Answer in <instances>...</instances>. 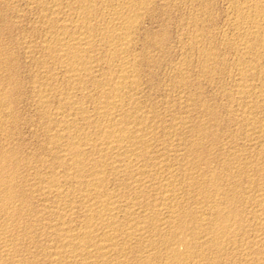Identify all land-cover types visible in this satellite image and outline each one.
<instances>
[{"label":"rangeland","instance_id":"374dc122","mask_svg":"<svg viewBox=\"0 0 264 264\" xmlns=\"http://www.w3.org/2000/svg\"><path fill=\"white\" fill-rule=\"evenodd\" d=\"M57 1L55 0L54 3L53 0H0V170H4L0 174L4 178L0 177L3 180H0V195H2L0 197V264H54L60 257L61 262H57L58 264L82 263L79 261L78 254L68 260H66L68 257L66 254L62 255L60 251L62 238L58 231L64 224L66 227L79 225L77 227L79 228L81 225L83 226L85 214L89 211L90 206L95 205L93 208H103V211L106 212L99 216L101 218L99 220L102 221V215L106 220L111 215L110 219H115L114 227L117 228V232L119 234L123 232L119 237L124 236L123 238L126 239L122 241L123 238L118 237L117 241L119 242L115 246L120 247H111L112 249L110 248L111 250L105 257L100 256L99 253H95L96 257H94L93 254L90 256L93 260L91 261L89 257L87 264H162V262L163 264L165 262V264H264V40H261L259 35L256 36L257 34L248 32L243 17L238 13L237 5L246 0H122L123 2L121 0H95V2L87 0L92 9L91 7L85 9V5H87L85 0H80V2L79 0ZM119 1L120 3H118ZM130 1L134 2L135 7L137 5L136 9L133 4H130L133 3ZM60 3L61 5H59ZM104 4H108V7ZM71 6L74 9H71ZM112 7L121 9V11L127 9L125 12L138 9L141 14L134 23L136 26L133 25L134 28H130V33H132L130 38L132 39L129 38L128 45H126L129 50L124 53H119L121 51L115 49V52H118L112 54L113 51L109 49L110 45L104 42L110 36L102 29L108 23H106L108 19L106 12ZM140 7H143L142 10ZM81 10L85 17L80 12ZM50 11L54 12L53 16ZM247 12L251 13L250 10ZM247 12L246 14H248ZM47 14H50V20L52 18L57 21L53 20V24L52 20V22L49 18L47 20ZM89 17L90 19H88ZM64 20H68V24ZM60 22L65 27L61 24L57 25ZM72 23L78 26L75 27ZM85 23L93 30H97H94L95 33L98 32L95 37L101 36L99 39L94 38L93 46L87 47L86 54H90L92 57L94 55V58L92 59L89 55L92 59V62L88 63L90 66L86 64L82 67L81 70L86 67V69L88 68L87 73L91 72L87 74L84 69L83 73L89 76L81 83L75 79V71L67 68L66 57L57 58L56 55L54 57L56 51L52 49H57L59 46L58 42H54L58 41V36L66 35L69 31L73 33L76 29L83 28ZM50 33L56 35L58 33V35ZM112 36L114 37L115 34ZM245 37L249 45L243 46L239 42V38ZM102 38L103 40H101ZM97 42L99 43L97 44ZM45 44H48L46 48ZM46 51L48 53L50 51V53L48 54ZM89 51L90 53H88ZM119 54L123 57H119ZM44 57H49V59H44ZM96 59L99 60L96 61ZM122 59L131 61L132 66L136 65L133 66V69L136 70H134L135 76H133V82L132 80L128 81L127 86L124 85L125 88L123 87L121 91V93H125V95L121 94L120 100L123 110L120 109L121 107L110 108L107 113L112 112L117 119H120L116 122L120 125L115 124L116 129L124 126L133 136L138 135L139 132L146 133L147 136L145 134L146 137H143L146 138V141L143 140L147 144L144 143L145 146L142 144V150L140 149L141 152L138 153L140 156L138 154L129 156L126 148L123 147L119 148L121 151L117 149L112 152V154L115 153L114 156H111L112 163L108 164V167L105 166L109 169L104 167L102 171L106 172H103V175L102 172L100 173L103 179L105 176L101 186L105 190L101 187L100 189L106 196L102 195L105 198L99 196V198L101 197L99 199L95 193L89 192L91 191V182L88 183V181L90 179L92 181L94 175L91 178L90 173L92 172L88 169L90 168L88 158L85 156L84 160L82 159L80 162L83 164L79 163L76 167L70 155L63 150L59 140L62 142L70 137H79L82 133V135L91 136L90 142L83 141V146L80 144L81 148H85L88 152L91 151L89 152L92 153L90 157H96L95 159L100 157L104 150H102L101 140L94 139L95 136H98L96 130L100 127H97L95 117H99L102 112V114L106 113V110H102L99 105L100 102L103 103L102 100L105 97L101 98L100 92L103 86L96 79L98 77L99 80L103 79L111 69L110 64L114 68ZM42 63L47 67L42 66ZM247 64L248 66H246ZM90 68L91 70H89ZM93 70L94 74H92ZM103 72L104 74H102ZM68 73L70 77H68ZM89 80L90 82H88ZM74 81L76 82L74 83ZM96 81L97 84H95ZM131 83H135L136 86ZM73 85H77L79 88L73 87ZM38 90L41 92L39 93ZM53 90L57 92L55 93ZM60 93H67L68 96ZM65 97H69V100L72 101ZM68 101L73 103L72 108ZM78 104H82V106ZM96 104L99 109L95 106ZM96 108L100 111H96ZM75 109H78L77 113ZM120 112L121 114H119ZM84 116L85 118H82ZM71 119L77 120V122H73ZM145 124L147 127L144 126ZM132 129L137 133H133ZM94 131L96 134H93ZM87 143L90 145L88 146ZM94 146L95 148L97 146L98 150L93 148ZM85 149L83 150L87 152ZM144 149H147L146 152ZM142 156L146 157L142 159ZM131 162L134 163H132L134 169ZM66 168L72 169L73 173L70 174L71 170L68 171ZM86 169L90 173L86 172L88 171ZM5 172L8 174L3 175ZM140 174H144V177ZM136 176L141 179L137 180ZM54 178L56 182H61L55 183ZM11 188L14 190L9 191ZM58 191L59 193H57ZM87 192H89L87 195L91 197L88 198ZM12 194L13 197H11ZM86 196L87 198H85ZM98 199L102 203L104 200L103 207V204L99 205L101 202ZM105 199H110L111 202L114 199L116 204L114 203V205L113 202L107 204ZM111 208L114 212L110 210L112 213H107ZM69 209L72 211L71 214ZM85 209L88 211L86 210V212ZM65 212L67 213L65 214ZM63 214L67 218H64ZM218 216H220L218 219L221 216L222 218L217 220ZM172 218H175L174 223ZM215 219L216 221H214ZM221 220L223 223L218 225L217 223H220ZM59 223L64 224L60 225ZM130 223L133 231L130 228L127 230L126 226H131ZM133 223H136L134 224L136 228ZM169 223L171 224L169 225ZM58 224L59 227H57ZM98 224L99 227L103 226L100 221ZM171 227L173 230L170 229ZM175 228L177 232L174 231ZM129 234L132 236L130 237ZM180 238L183 242L180 241ZM98 239L97 237L96 241ZM124 242H126L125 245ZM121 246H126L125 251L120 250ZM142 247L143 249H141ZM78 249L81 247L77 248L75 253L80 252ZM50 251L52 252L50 253ZM55 252H58L59 257ZM178 254L180 255L178 256ZM97 255L99 256L97 257ZM196 257L197 259L194 260Z\"/></svg>","mask_w":264,"mask_h":264},{"label":"bare ground","instance_id":"6f19581e","mask_svg":"<svg viewBox=\"0 0 264 264\" xmlns=\"http://www.w3.org/2000/svg\"><path fill=\"white\" fill-rule=\"evenodd\" d=\"M54 1V3H55V0H53ZM57 1V0H56ZM59 1V0H58ZM57 1V2H58ZM86 2H87V0H85ZM90 1V0H89ZM108 1V0H107ZM118 1V0H117ZM122 1V0H121ZM126 1V0H125ZM124 1V2H125ZM134 1V0H133ZM133 1H130V2H133ZM136 1V0H135ZM138 1V0H137ZM147 1H149V0H147ZM78 2V1H77ZM79 2H80V0H79ZM79 2H78V5H79ZM92 2V1H91ZM94 2H95V0H94ZM93 2V3H94ZM123 2V1H122ZM121 2V3H122ZM129 2V3H130ZM241 2V1H240ZM72 3V2H71ZM99 3H100V1H99ZM118 3H120V1L118 2ZM142 3V2H141ZM242 3V2H241ZM58 4V3H57ZM75 4V3H74ZM86 4V3H85ZM84 4V5H85ZM88 4H90L89 2H87V5ZM97 4V3H96ZM101 4V3H100ZM103 4V3H102ZM125 4V3H124ZM130 4H133V7L136 9L137 8V5H136V7L134 6V2L133 3H130ZM138 4V3H137ZM142 4H145V3H142ZM53 5V4H52ZM59 5H61V3L59 4ZM82 5V4H81ZM87 5H85L86 6V8L85 9H87V7H89V5L87 6ZM105 5V4H104ZM113 5H116V4H113ZM126 5V4H125ZM124 5V6H125ZM139 5V4H138ZM50 6V5H49ZM70 6V5H69ZM83 6V5H82ZM97 6H98V4H97ZM100 6V5H99ZM105 6H107L108 7V4L107 5H105ZM112 6V5H111ZM118 6V5H117ZM130 6V5H129ZM140 6V5H139ZM139 6H138V8H139ZM142 6V5H141ZM55 7V6H54ZM74 7H76V6H74ZM79 7V6H78ZM91 7V6H90ZM89 7V8H90ZM101 7V6H100ZM103 7V6H102ZM132 7V8H133ZM237 7H238V13H240L241 14V16L243 17V19H244V21H245V23H246V25H247V30H248V32L249 33H254V35L255 34H257L256 36H260V39L261 40H264V0H246V1H244L242 4H240V5H237ZM60 8H61V6H60ZM88 8V9H89ZM95 8V7H94ZM120 8V7H119ZM124 8V7H123ZM126 8H127V6H126ZM131 8V9H132ZM141 8V7H140ZM143 8V7H142ZM142 8L140 9V10H142ZM147 8V7H146ZM50 9V8H49ZM53 9V8H52ZM51 9V10H52ZM59 9V8H58ZM57 9V10H58ZM71 9H74L73 8V6H71ZM75 9H78V8H75ZM82 9V8H81ZM91 9H92V7H91ZM97 9H98V7H97ZM97 9H96V11H97ZM103 9H104V7H103ZM129 9V8H128ZM61 10V9H60ZM60 10H59V12H60ZM101 10H102V8H101ZM100 10V11H101ZM124 10V9H123ZM123 10L121 11V9L120 10H118V9H115V8H111V9H109V10H107V16H108V19H107V21H106V26L102 29V30H104V31H106V33H109V38L106 40V41H104V42H107L109 45H110V50L111 51H113L112 52V54L115 52V49H117V50H120L121 52H119V53H124V52H126V51H128L127 50V47L128 46H126V45H128V40H129V38H130V34L132 35V33H130L131 31H130V28L131 27H133V25H135L134 23L136 22V20L138 19V17H139V10L137 9V10H134V11H127V12H125V10H127V9H125L124 10V12H123ZM250 10V12L251 13H248L247 11H249ZM62 11V10H61ZM72 11H74V10H72ZM71 11V12H72ZM77 11H79V10H77ZM90 11V10H89ZM93 11L95 12V9H93ZM99 11V10H98ZM105 11V10H104ZM103 11V12H104ZM52 11H50V13H51ZM57 12V11H56ZM55 12V13H56ZM70 12V11H69ZM80 12H82L83 13V10H81ZM79 12V13H80ZM85 12H88L87 10H85ZM92 12V11H91ZM246 12L248 13V14H246ZM53 14H51L52 16L54 15V12H52ZM67 13V12H66ZM88 13H90V12H88ZM93 13V12H92ZM98 13V12H97ZM97 13H95V14H97ZM99 13H101V12H99ZM46 14V13H45ZM59 14H61V13H59ZM72 14H73V12H72ZM103 14V13H102ZM48 15V14H47ZM50 15V14H49ZM49 15H48V17H46L47 18V20H48V18H49ZM58 15V14H57ZM84 17H85V14L83 13L82 14ZM86 15H88V14H86ZM94 15V14H93ZM100 15V14H99ZM104 15H105V12H104ZM105 15V17H107ZM141 15V14H140ZM239 15V14H238ZM59 16V15H58ZM64 16V15H63ZM73 15H71V18H73L72 17ZM83 16H82V18H83ZM90 16V15H89ZM103 16V15H102ZM51 17V16H50ZM78 17H80V16H78ZM91 17V16H90ZM90 17L88 18V19H90ZM96 17V16H95ZM98 17V16H97ZM141 17V16H140ZM64 18H68V17H64ZM71 18H69V20L71 19ZM77 18V17H76ZM81 18V17H80ZM79 18V19H80ZM87 18V17H86ZM92 18H93V16H92ZM92 18H91V20H92ZM103 18H104V16H103ZM239 18V17H238ZM58 19H59V17H58ZM101 19V18H100ZM49 20H50V18H49ZM51 20H52V18H51ZM50 20V21H51ZM54 20V19H53ZM52 20V21H53ZM62 20H63V18H62ZM72 20V19H71ZM85 20V19H84ZM95 20V19H94ZM240 20V19H239ZM51 21V22H52ZM55 22L57 21V20H54ZM54 21H53V24H54ZM66 20H64V22H65ZM68 21V20H67ZM66 21V22H67ZM76 21V20H75ZM237 21V20H236ZM243 21V22H244ZM51 22H49V23H51ZM77 22V21H76ZM239 22V21H238ZM43 23V22H42ZM70 23V22H69ZM84 23V22H83ZM86 23H89V22H86ZM86 23L85 24H83V25H85V26H83V28H79V29H76V31H74L73 33H71L70 31V33L68 34H66V35H62V36H58V38L56 37L57 35H58V33H57V35L56 34H54V33H50V34H54V35H56L55 37L58 39V41H54V42H58L59 43V46L57 47V49L55 48V49H52V50H55L54 52V57H55V55L57 56V58L58 57H60V56H65L66 57V60H65V63H67V68L68 69H70L71 68V70H74L75 71V79L76 80H78V82H83L84 81V79L87 77V79H88V76H87V74L89 73V72H91V71H88V73H87V70H88V68L86 69V67L85 68H83V70H81L82 69V67H84V65L86 66V64L88 65V63H91L92 62V59L94 58V55H93V57L91 56V58H90V56L88 55V54H86V50H87V47L89 46V48H90V46H93V44H94V38L96 39V37H95V34H97L98 35V32H96L95 33V31H97V30H93V28H91V26H89V25H86ZM61 24V22L59 23V24H57V25H60ZM67 24H68V22H67ZM73 24V23H72ZM74 24H75V22H74ZM73 24V25H74ZM79 24H80V22H79ZM92 24V23H91ZM95 24V23H94ZM93 24V25H94ZM103 24V23H102ZM101 24V25H102ZM56 25V26H57ZM61 25H63V24H61ZM93 25H92V27H93ZM101 25H100V27H101ZM241 25V24H240ZM242 25H244V24H242ZM52 26V25H51ZM64 27H65V25H63ZM68 26V25H67ZM67 26H66V28H67ZM75 27L76 26H78V25H74ZM79 26H81V25H79ZM95 26H97L98 27V25H95ZM136 26V25H135ZM60 27V26H59ZM63 27V28H64ZM96 27V28H97ZM100 27H99V32H100ZM56 28V27H55ZM58 28V27H57ZM60 28H62V27H60ZM68 28H70V27H68ZM102 28V27H101ZM134 28V27H133ZM241 28V27H240ZM53 29H54V27H53ZM244 29V28H243ZM242 29V30H243ZM59 30V29H58ZM61 30V29H60ZM59 30V31H60ZM64 30V29H63ZM69 30V29H68ZM70 30H71V28H70ZM55 31V30H54ZM62 31V30H61ZM66 31H67V29H66ZM238 31V30H237ZM240 31V30H239ZM51 32V31H50ZM52 32H53V30H52ZM241 32V31H240ZM238 33V32H237ZM246 33V32H245ZM61 34H63V33H61ZM103 34V33H102ZM112 34L114 35L115 34V36L113 37L112 36ZM243 34V33H242ZM241 34V35H242ZM108 35V34H107ZM100 36L101 35H99V38H100ZM111 36H112V38H111ZM50 38H54V37H51V36H49ZM239 37V36H238ZM243 37V36H242ZM251 37V36H250ZM98 38V37H97ZM98 38V39H99ZM237 38V37H236ZM55 39V38H54ZM132 38H130V40H131ZM233 39H235V38H233ZM248 39V38H247ZM46 40V39H45ZM56 40V39H55ZM101 40H103V38L101 39ZM231 40V39H230ZM235 40H237V39H235ZM249 40V39H248ZM50 41V40H49ZM238 41V40H237ZM259 41V40H258ZM51 42V41H50ZM239 42H241L242 44H243V46L244 45H249V43H247V40H246V37L245 38H239ZM47 43V42H46ZM96 43V42H95ZM99 42H97V44H98ZM101 43H103V42H101ZM131 43V42H130ZM235 43V42H234ZM261 43V42H260ZM49 44V43H48ZM48 44H45V48H46V46L48 45ZM56 44V43H55ZM42 45H43V43H42ZM96 45V44H95ZM101 45V44H100ZM103 45H104V43H103ZM107 45V44H106ZM236 45V44H235ZM53 46H55V45H53ZM57 46V45H56ZM102 46V45H101ZM105 46V45H104ZM239 46V45H238ZM50 47V46H49ZM49 47H47V48H49ZM98 47V46H97ZM96 47V48H97ZM107 47H109V46H107ZM54 48V47H53ZM95 48V47H94ZM99 48V47H98ZM101 48V47H100ZM105 48V47H104ZM49 49H51V48H49ZM108 49V48H107ZM108 49V50H109ZM95 50V49H94ZM106 50V49H105ZM104 50V51H105ZM243 50H244V48H243ZM92 51H93V49H92ZM91 51V54H93V52ZM47 52V51H46ZM108 52V51H107ZM107 52L105 53V54H107ZM116 52H118V51H116ZM115 52V53H116ZM48 53V52H47ZM49 53H50V51H49ZM48 53V54H49ZM53 53V52H52ZM88 53H90V51L88 52ZM132 53V52H131ZM111 54V55H112ZM118 54V53H117ZM42 55H44L43 53H42ZM120 56L119 57H123V56H121V54H119ZM129 55H131L130 53H129ZM106 56V55H105ZM114 56V55H113ZM128 56V55H127ZM126 56V57H127ZM52 57V56H51ZM104 57V56H103ZM110 58H111V56H109ZM115 57H117V56H115ZM114 57V58H115ZM125 57V58H126ZM131 57V56H130ZM46 57H44V59H45ZM96 58V57H95ZM99 58H101V57H99ZM106 58V57H105ZM128 59H129V57H127ZM132 58V57H131ZM46 59H49V57L48 58H46ZM117 59H118V57H117ZM41 60H42V58H41ZM99 59H96V61H98ZM111 60H112V58H111ZM120 60V59H119ZM130 60V59H129ZM129 60H127V59H122L121 61H119V62H116V63H119V64H117V65H115V67L114 68H112V66H111V64H110V67H111V69L109 70V69H107V70H109L105 75H104V78L103 79H101V80H99L98 78L96 79L98 82H99V84H101L103 87H102V91L100 92V94H102V96H101V98H104V100H102L103 101V103L102 102H100V101H98V102H100L101 104H99L100 105V108H102V110H106V113L107 112H109L108 111V109H116L117 107H121L120 109H122L123 110V108H122V106H120V100H121V94H124L125 95V93L123 92V93H121V91H122V89H123V87L125 88V86L124 85H126L127 86V82L128 81H131L132 80V82H133V76H135L134 75V70L135 69H133V66L130 64V62L131 61H129ZM131 60H133V58L131 59ZM45 60H43V62H44ZM118 61V60H117ZM46 62V61H45ZM55 62V61H54ZM62 62V61H61ZM60 62V63H61ZM63 62H64V60H63ZM63 62H62V64H63ZM48 63V62H47ZM46 63V64H47ZM57 63V62H56ZM59 63V64H60ZM95 64H96V62H94ZM112 63V62H111ZM44 63H42V66H45V65H43ZM49 64V63H48ZM106 64H107V62H106ZM109 64V63H108ZM114 64H115V62H114ZM133 64V63H132ZM136 64V63H135ZM92 65V64H91ZM97 65V64H96ZM98 65H99V62H98ZM242 65H243V63H242ZM64 66V65H63ZM88 66H90V65H88ZM87 66V67H88ZM93 66V65H92ZM103 66V65H102ZM136 66V65H135ZM134 66V67H135ZM246 66H248V64L246 65ZM40 67V66H39ZM45 67H47V65L45 66ZM98 67V66H97ZM97 67H94V68H97ZM107 67V66H106ZM50 68V67H49ZM53 68V67H52ZM60 68V67H59ZM62 68V67H61ZM93 68V69H94ZM101 68V67H100ZM248 68V67H247ZM45 69V68H44ZM64 69V68H63ZM86 70V73H83V71H85ZM46 70H47V68H46ZM49 70V69H48ZM50 70H51V68H50ZM66 70V69H65ZM89 70H91V68L89 69ZM95 70V69H94ZM92 71L93 73L92 74H94V72L95 71ZM52 71V70H51ZM136 71V70H135ZM46 72V71H45ZM48 72V71H47ZM50 72V71H49ZM67 72H68V70H67ZM66 71H65V73H67ZM104 72L102 73V74H104ZM242 72V71H241ZM72 73V72H71ZM70 73V75H72V74H74V73H72L71 74ZM97 73V72H96ZM95 73V74H96ZM90 74V73H89ZM241 74V73H240ZM64 74L62 73V76H63ZM51 76H52V74H51ZM59 76V75H58ZM61 76V77H62ZM66 76V75H65ZM91 76V75H90ZM94 76H96V75H94ZM103 76V75H102ZM60 77V78H61ZM68 77H70L69 76V73H68ZM68 77L66 76V78L68 79ZM71 77H73V76H71ZM93 77V76H92ZM97 77V76H96ZM90 78V77H89ZM95 78V77H94ZM102 78V77H101ZM136 78L138 79V77L136 76ZM61 79H63V78H61ZM65 79V78H64ZM74 78H72V80H73ZM74 79V80H75ZM87 79H85V80H87ZM136 79V80H137ZM66 80V79H65ZM70 80V79H69ZM93 80V79H92ZM95 80V79H94ZM93 80V81H94ZM92 81V82H93ZM95 82V84H97L98 82ZM51 82V81H50ZM70 82H71V80H70ZM76 81H74V83H75ZM86 82V81H85ZM88 82H90V80L88 81ZM91 82V83H92ZM135 82V81H134ZM137 82V81H136ZM51 83H53V82H51ZM69 83V82H68ZM73 83V82H72ZM73 83V84H74ZM40 84V83H39ZM43 84V83H42ZM42 84H40V85H42ZM88 84V83H87ZM93 84V83H92ZM128 84H130V83H128ZM135 84V83H134ZM134 84H132L131 83V85H133L134 86ZM44 85V84H43ZM55 85V84H54ZM69 85V84H68ZM72 85V84H71ZM82 85V84H81ZM248 85V84H247ZM52 87H53V85H51ZM75 85H73V87H74ZM99 86V85H98ZM135 86H136V84H135ZM41 87V86H40ZM45 87H47L48 88V86H45ZM44 87V88H45ZM72 87V86H71ZM75 87H77V85L75 86ZM84 87H85V85H84ZM83 87V88H84ZM108 88V89H106V88ZM132 87V86H131ZM39 88V87H38ZM42 88H43V86H42ZM51 88V87H50ZM58 88V87H57ZM77 88H79V87H77ZM81 88V87H80ZM93 88V87H92ZM101 88V87H100ZM246 88V87H245ZM39 89H41V88H39ZM53 89V88H52ZM55 89V88H54ZM71 89H73V88H71ZM70 89V90H71ZM99 89V88H98ZM97 89V90H98ZM243 89V88H242ZM44 90V89H43ZM68 90V89H67ZM81 91H82V89H80ZM101 90V89H100ZM126 90V89H125ZM128 90V89H127ZM244 90V89H243ZM39 91V90H38ZM54 91V90H53ZM59 91V90H58ZM65 91V90H64ZM41 91H39V93H40ZM43 92V91H42ZM48 92V91H47ZM52 92V91H51ZM55 92V91H54ZM54 92H53V94H54ZM57 92V91H56ZM55 92V93H56ZM68 92H70V91H68ZM83 92V91H82ZM98 92V91H97ZM261 92V91H260ZM45 93H46V91H45ZM63 93V92H62ZM65 93V92H64ZM72 93V92H71ZM96 93V92H95ZM130 93H131V91H130ZM243 93V92H242ZM43 94V93H42ZM47 94V93H46ZM45 94V95H46ZM51 94V93H50ZM58 94H59V92H58ZM61 94V93H60ZM99 94V95H100ZM133 94V93H132ZM262 94V93H261ZM44 95V94H43ZM61 95H67V93L66 94H61ZM92 95V94H91ZM98 95V94H97ZM50 96V95H49ZM48 96V97H49ZM52 96V95H51ZM64 96H63V99H64ZM68 96V95H67ZM3 97V96H2ZM43 97V96H42ZM47 97V96H46ZM60 97V96H59ZM96 97V96H95ZM100 97V96H99ZM98 97V98H99ZM124 97V96H123ZM130 97V96H129ZM44 98V97H43ZM42 98V99H43ZM66 98V97H65ZM100 98V99H101ZM4 99V98H3ZM46 100L48 99V98H45ZM58 99V98H57ZM60 99V98H59ZM62 99V98H61ZM66 99H68L69 100V97L68 98H66ZM66 99H65V101H66ZM77 100V99H76ZM45 101V100H44ZM50 101V100H49ZM69 101H72V100H69ZM68 101V103H71V102H69ZM80 101V100H79ZM79 101H77V103H80ZM123 101V100H122ZM132 101V100H131ZM41 102V101H40ZM62 102H63V100H62ZM62 102H60V103H62ZM67 102V101H66ZM96 102H97V100H96ZM76 103V104H77ZM46 104H48V103H46ZM50 104V103H49ZM48 104V105H49ZM66 105H67V103H65ZM73 103H71V105H72ZM75 104V103H74ZM124 104V103H123ZM48 105H46V106H48ZM61 104H59V106H60ZM63 106H64V103L62 104ZM61 105V106H62ZM78 105H80V104H78ZM43 106H45V105H43ZM77 106V105H76ZM80 106H82V104L80 105ZM95 106H97V108L99 107L97 104L95 105ZM133 106V105H132ZM66 107V106H65ZM73 107V105L71 106V108ZM125 107H127V106H125ZM50 108V107H49ZM54 108V107H53ZM76 108V107H75ZM77 108H78V106H77ZM81 108H83V107H81ZM96 108V109H97ZM51 109V108H50ZM68 109V108H67ZM80 109V108H79ZM85 109V108H84ZM83 109V110H84ZM95 109V110H96ZM99 109V108H98ZM96 110V111H100V110ZM119 109V108H118ZM78 110V109H77ZM77 110L75 109V111H76V113H77ZM102 110H101V112H102ZM136 110H137V108H136ZM58 111H62V110H58ZM65 111V110H64ZM71 111V110H70ZM74 111V112H75ZM80 111V110H79ZM87 111V110H86ZM113 111V110H112ZM116 111V110H115ZM115 111H113V112H115ZM118 111V110H117ZM45 112V111H44ZM56 112V111H55ZM84 112V111H83ZM94 112V111H93ZM126 112V111H125ZM130 112V111H129ZM134 112V111H133ZM60 113V112H59ZM63 113V112H62ZM71 113V112H70ZM75 113V114H76ZM87 113V112H86ZM103 113V112H102ZM101 113V115L99 116V117H95V123L97 124V127L98 126H100L96 131H97V134H98V136H95V138L94 139H96L97 138V140H101V144L103 145V148H102V150H104L103 151V153H101L100 154V157L98 158V159H95L94 157H90V154L92 155V153H89V152H91V151H87L85 148H83V149H85L87 152H88V154H87V152H85L82 148H81V145L84 143L83 141H85V142H90L91 141V136L90 137H88V136H86V135H78L79 137H75V138H71L70 137V135H69V137L70 138H67V139H65V140H63L62 142H61V140H59V143H61L62 144V146H63V148H61V149H63L64 151H65V153L66 154H69L70 155V157L72 158L71 160L72 161H74L73 163H74V165H76V167H77V165L81 162V160L83 159V158H85V156H86V158H88V161H89V164L87 163V161H86V163L88 164V166L90 167V168H88L92 173H90V171L88 170V169H86V170H88V171H86V172H88V173H90V175H91V178H92V176H93V178H92V181H91V179L89 180V178H88V183H90V186H91V191H89V192H91L92 194L93 193H95L96 195L95 196H98V198H99V196H102V195H104L102 192H104L102 189H104L105 190V188H102L101 186H102V183H104V181L102 182V180H104L105 179V176H104V179L102 178L103 176V172H106L105 170L104 171H102L103 170V168L107 165V167H108V164H110V163H112V160H111V156L113 155H115V153L114 154H112V152L113 151H115V150H117V149H119V148H121V147H123V148H126V151H127V153L129 154V156H130V154H138L139 153V151H140V149L142 148L141 146H145V144H147V143H145V141H146V138L144 139L143 137H146L147 136V134H146V136H144L145 134H141L140 132L138 133V135L136 134L137 132L134 130V132H135V134H136V136L134 135L133 136V134L131 135L130 133H129V130L127 129V128H124V126L122 127V126H120L121 128H118V129H116L115 128V124H117V125H120V124H118V123H116V122H118L117 120H120L119 118L117 119L116 118V115L115 114H112V112H110V114H106V113H104V114H102ZM52 114V113H51ZM69 114V113H68ZM72 114H73V111H72ZM82 114V113H81ZM83 114H85V112L83 113ZM118 114V113H117ZM119 114H121V112L119 113ZM123 114H124V111H123ZM66 115V114H65ZM71 115V114H70ZM78 115V114H77ZM90 115V114H89ZM89 115H87V116H89ZM132 115H133V113H132ZM51 116V115H50ZM53 116V115H52ZM75 116V115H74ZM80 116V115H79ZM81 116H83V115H81ZM86 116V117H87ZM91 116V115H90ZM121 116V115H120ZM119 116V117H120ZM123 116V115H122ZM130 116V115H129ZM151 116V115H150ZM69 117V116H68ZM135 117V116H134ZM143 117V116H142ZM61 118V117H60ZM65 118V117H64ZM73 118V117H72ZM77 118V117H76ZM82 118H85V116L84 117H82ZM87 118H89V117H87ZM91 118V117H90ZM126 118V117H125ZM141 118V117H140ZM75 119V118H74ZM78 119V118H77ZM80 119V118H79ZM94 119V118H93ZM92 119V120H93ZM67 120V119H66ZM72 120V119H71ZM71 120H70V122H71ZM85 120H87V119H85ZM91 120V119H90ZM91 120V121H92ZM130 120V119H129ZM148 120V119H147ZM65 121V120H64ZM73 122L74 121H76L77 122V120H72ZM146 121V120H145ZM144 121V122H145ZM66 122V121H65ZM86 122H89V121H86ZM94 122V121H93ZM147 122V121H146ZM149 122V121H148ZM62 123H64V122H62ZM69 123V122H68ZM68 123H65V124H68ZM85 123V122H84ZM119 123H121L120 121H119ZM122 123H124V122H122ZM60 124H61V122H60ZM64 124V125H65ZM71 124H72V122H71ZM76 124V123H75ZM125 124V123H124ZM136 124V123H135ZM50 125V124H49ZM69 125V124H68ZM85 125V124H84ZM128 125V124H127ZM59 126V125H58ZM67 126V125H66ZM141 126H142V124H141ZM145 127H147L146 126V124L144 125ZM68 127V126H67ZM71 127V126H70ZM85 127V126H84ZM119 127V126H118ZM125 127H126V125H125ZM128 127V126H127ZM130 127V126H129ZM132 127V126H131ZM61 128V127H60ZM92 128H94V127H92ZM65 129V128H64ZM63 129V130H64ZM72 129V128H71ZM130 129V128H129ZM136 129V128H135ZM142 129V128H141ZM141 129H139V130H141ZM67 130V129H66ZM131 130V129H130ZM142 131V130H141ZM52 132V131H51ZM65 132V131H64ZM73 132V131H72ZM95 132V131H94ZM132 132H133V129H132ZM133 132V133H134ZM145 132V131H144ZM70 133V132H69ZM93 133V132H92ZM150 133V132H149ZM93 134H96V132L95 133H93ZM76 135V134H75ZM88 135V134H87ZM74 136V135H73ZM93 136V135H92ZM94 137V136H93ZM61 138V137H60ZM145 141H144V140ZM150 139V138H149ZM53 141H55L54 139H53ZM144 141V142H143ZM97 142V141H96ZM58 143V144H59ZM145 143V144H144ZM149 143V142H148ZM81 144V145H80ZM94 144H97V143H95L94 142ZM143 144V145H142ZM56 145V144H55ZM85 145V144H84ZM87 145H88V143H87ZM86 145V146H87ZM89 145H90V143H89ZM88 145V146H89ZM93 145V144H92ZM57 146V145H56ZM59 146V145H58ZM83 146V145H82ZM98 146V145H97ZM97 146H96V148H95V146L93 147V148H95V149H97L98 150V148H97ZM151 146V145H150ZM147 147H149V146H147ZM91 148V147H90ZM90 148H89V150H90ZM144 148V147H143ZM149 148H151V147H149ZM95 149H93V150H95ZM92 150V151H93ZM101 150V151H102ZM123 150V149H122ZM142 150V149H141ZM147 150V149H146ZM146 150L144 149V151L146 152ZM119 151H121V149H119ZM135 151H137V152H135ZM143 151V152H144ZM152 151V150H151ZM97 152V151H96ZM141 152V151H140ZM62 153H64V152H62ZM98 153V152H97ZM123 153H124V151H123ZM1 154V153H0ZM58 154V153H57ZM65 154V155H66ZM99 154V153H98ZM118 154H120V153H118ZM141 154H143V153H141ZM64 155V154H63ZM126 155V154H125ZM145 155V154H144ZM68 156V155H67ZM66 156V157H67ZM99 156V155H98ZM126 156H128V155H126ZM134 156V155H133ZM137 156V155H136ZM136 156H135V158H136ZM138 156H140L139 154H138ZM3 157V156H2ZM64 157V156H63ZM69 157V156H68ZM118 157V156H117ZM144 157H146V156H144ZM143 156L141 157L142 159L144 158ZM129 158V157H128ZM127 158V159H128ZM64 159H65V157H64ZM136 159H138V158H136ZM135 159V160H136ZM3 160V159H2ZM66 160V159H65ZM70 160V159H69ZM84 160V159H83ZM93 160V161H92ZM120 160V159H119ZM126 160V159H125ZM131 160H133V159H131ZM139 160V159H138ZM137 160V161H138ZM113 162H115V161H113ZM2 163V162H1ZM6 163V162H5ZM85 163V162H84ZM86 163H85V165H86ZM117 163V162H116ZM132 163L133 162H131L130 164H131V166H132ZM71 164V163H70ZM70 164H68V165H70ZM80 164H83V163H80ZM115 164V163H114ZM127 164H129V163H127ZM126 164V165H127ZM134 164V163H133ZM2 165H3V163H2ZM6 165V164H5ZM51 165V164H50ZM67 165V166H68ZM111 165V164H110ZM117 165V164H116ZM136 165V164H135ZM72 166V165H71ZM70 166V168H72ZM82 166H84V165H82ZM87 166V167H88ZM113 167H114V165H112ZM130 166V167H131ZM134 166V165H133ZM133 166H132V168H133ZM147 166V165H146ZM2 167V166H1ZM5 167V166H4ZM65 167V166H64ZM69 167V166H68ZM67 167V168H68ZM80 167H81V165H80ZM86 167V166H85ZM86 167V168H87ZM140 167V166H139ZM66 168V169H67ZM82 168V167H81ZM106 168V167H105ZM115 168V167H114ZM135 168H137V167H135ZM158 168V167H157ZM65 169V168H64ZM73 169V168H72ZM72 169H69V170H71L69 173L71 174V172L73 173V171H72ZM106 169H109V168H106ZM123 169V168H122ZM131 169V168H130ZM134 169V168H133ZM140 169V168H139ZM143 169V168H142ZM3 169H1L0 170V174H2V171ZM68 170V169H67ZM68 170V171H69ZM78 170V169H77ZM115 170V169H114ZM5 171H7V170H5ZM75 172H77L76 170H74ZM79 171H80V169H79ZM78 171V172H79ZM111 171V170H110ZM132 171V170H131ZM135 171V170H134ZM133 171V172H134ZM138 171V170H137ZM145 171V170H144ZM3 172H4V170H3ZM82 172V171H81ZM83 172H85V171H83ZM102 172V175L100 174ZM109 172V171H108ZM141 172V171H140ZM149 172H150V169H149ZM141 173H143V171L141 172ZM6 174H8V173H6L5 172V174L3 173V175H6ZM68 174V173H67ZM69 174V175H70ZM82 174V173H81ZM87 174V173H86ZM106 174V173H105ZM104 174V175H105ZM130 174H132V173H130ZM136 174L137 175H139L137 172H136ZM68 175V176H69ZM76 175V174H75ZM78 175V174H77ZM127 175V174H126ZM126 175H125V177H126ZM144 174H140V176H143ZM55 176V175H54ZM74 176V175H73ZM107 176V175H106ZM128 176V175H127ZM146 176V175H145ZM1 178H3L2 176H0ZM5 177H7V176H5ZM62 177V176H61ZM60 177V178H61ZM81 177V176H80ZM111 177V176H110ZM116 177V176H115ZM135 177V176H134ZM144 177V176H143ZM147 177V176H146ZM145 177V178H146ZM9 178V177H8ZM44 178V177H43ZM59 178V179H60ZM136 178H137V176H136ZM171 178V177H170ZM4 179V178H3ZM6 179V178H5ZM57 179H58V177H57ZM108 179V178H107ZM110 179V178H109ZM129 179V178H128ZM138 179H141V177H139L138 176V178H137V180ZM147 179V178H146ZM1 180V179H0ZM44 180V179H43ZM49 180H51V179H49ZM53 180H55V178L53 179ZM61 180V179H60ZM145 180V179H144ZM170 180V179H169ZM175 180V179H174ZM1 181H3V180H1ZM5 181H7V179L5 180ZM135 181H136V179H135ZM143 181V180H142ZM145 181H147V180H145ZM172 181V180H171ZM170 181V182H171ZM21 182V181H20ZM40 182H42V181H40ZM39 182V183H40ZM55 183H60V182H56V180L54 181ZM106 182V181H105ZM115 182V181H114ZM2 183V182H1ZM87 183V184H88ZM137 183V182H136ZM143 183V182H142ZM142 183H141V185H142ZM47 184V183H46ZM50 184V183H49ZM54 184V183H53ZM63 184V183H62ZM125 184V183H124ZM140 184V183H139ZM138 184V185H139ZM214 184V183H213ZM43 185V184H42ZM55 185V184H54ZM57 185H59V184H57ZM61 185V184H60ZM106 185V184H105ZM133 185H135V184H133ZM10 185H8V187H9ZM51 186V185H50ZM89 186V185H88ZM104 186V185H103ZM6 187V186H5ZM11 187V186H10ZM44 187V186H43ZM49 187V186H48ZM55 187H56V185H55ZM60 187V189H61V186H59ZM100 187L102 188V189H100ZM51 188H52V186H51ZM54 188V187H53ZM123 188V187H122ZM142 188V187H141ZM171 188V187H170ZM213 188V187H212ZM59 189V188H58ZM88 189H89V187H88ZM109 189V188H108ZM206 189H207V187H206ZM0 190H1V188H0ZM14 190V189H13ZM12 190V188H11V190H9V191H13ZM36 190V189H35ZM49 190H50V187H49ZM61 190H63V189H61ZM66 190V189H65ZM82 190V189H81ZM90 190V189H89ZM127 190V189H126ZM217 190V189H216ZM215 190V191H216ZM4 191V190H3ZM2 191V193H4ZM8 191V190H7ZM8 191V192H9ZM50 191H52V190H50ZM49 191V192H50ZM60 191V190H59ZM59 191L57 192V193H59ZM166 191V190H165ZM1 192V191H0ZM64 192V191H63ZM84 192H85V190H84ZM89 192H87L86 193V195L89 193ZM134 192V191H133ZM161 192V191H160ZM177 192V191H176ZM179 192V191H178ZM11 193V192H10ZM14 193V192H13ZM44 193V192H43ZM52 193V192H51ZM56 193V192H55ZM62 193V192H61ZM71 193V192H70ZM108 193V192H107ZM106 193V194H107ZM129 193V192H128ZM142 193V192H141ZM205 193V192H204ZM1 194V193H0ZM7 194V193H6ZM9 194V193H8ZM7 194V195H8ZM53 194H54V192H53ZM64 194V193H63ZM110 194V193H109ZM112 194V193H111ZM140 194V193H139ZM161 194V193H160ZM3 195H5V194H3ZM51 195V194H50ZM123 195V194H122ZM164 195V194H163ZM173 195V194H172ZM179 195V194H178ZM207 195V194H206ZM2 195H0V197H1ZM57 196V195H56ZM59 196V195H58ZM67 196V195H66ZM77 196V195H76ZM88 196V195H87ZM87 196L85 197V198H87ZM104 196H106V195H104ZM104 196H102V198L104 197ZM110 196V195H109ZM113 196V195H112ZM111 196V197H112ZM158 196V195H157ZM177 196V195H176ZM11 197H13V194L11 195ZM71 197V196H70ZM81 197V196H80ZM89 197H91V196H88V198ZM108 197V196H107ZM130 197V196H129ZM134 197V196H133ZM139 197V196H138ZM164 197V196H163ZM166 197V196H165ZM10 198V197H9ZM25 198H26V196H25ZM65 198V197H64ZM93 198V197H92ZM91 198V199H92ZM94 198H96V197H94ZM101 198V197H100ZM99 198V199H100ZM105 198V197H104ZM108 198H110V197H108ZM176 198V197H175ZM6 199V198H5ZM4 199V200H5ZM13 199V198H12ZM98 199V200H99ZM115 199V198H114ZM113 199V200H114ZM117 199V198H116ZM148 199V198H147ZM164 199V198H163ZM2 200H3V198H2ZM71 200V199H70ZM86 200V199H85ZM96 200H97V198H96ZM96 200H93V201H96ZM105 200H107L106 202H107V204L109 203H112L113 202V204L116 202V201H113L112 200V202H111V200L109 199H105ZM132 200V199H131ZM142 200V199H141ZM172 200V199H171ZM65 201V200H64ZM89 201V200H88ZM100 202H101V200H99ZM103 201V203L101 202V203H99V205L101 204H103L102 205V207L104 206V200H102ZM136 201V200H135ZM163 201V200H162ZM141 202V201H140ZM154 202V201H153ZM155 202H156V200H155ZM93 203V202H92ZM96 203V202H95ZM147 203V202H146ZM24 204V203H23ZM64 204V203H63ZM69 204V203H68ZM98 204V203H97ZM116 204V203H115ZM114 204V205H115ZM161 204V203H160ZM180 204V203H179ZM9 205V204H8ZM93 205V204H92ZM95 205V204H94ZM98 205V206H99ZM112 205V204H111ZM162 205V204H161ZM16 206V205H15ZM60 206V205H59ZM90 206V205H89ZM96 206V205H95ZM95 206H93V207H95ZM110 206V205H109ZM108 206V207H109ZM124 206V205H123ZM163 206V205H162ZM173 206V205H172ZM177 206V205H176ZM82 207V206H81ZM92 206H90V209H89V211L87 210L88 209V207H87V209H85V211L87 212L85 215L86 216H84L85 217V224L82 226L81 225V227H79V228H77L79 225H77V227L75 228V227H71L72 225L70 224V222H69V224L71 225L70 227L69 226H65V224L64 223H66V222H64V221H62V222H64V223H62V224H60V225H63L64 224V226L60 229V228H58V229H60L58 232L60 233V236H61V238H62V241L60 242V244H62L61 245V250H60V248H58L61 252H62V255L63 254H66L68 257H66L67 259L66 260H68V258L70 259V257H72V256H75L76 254H78L79 256H78V258L80 257V260L79 261H81L83 264H85L86 262H88L87 261V259L90 257V256H93V254L95 255V253L97 254V253H99V255L101 256H107L106 254L108 253V251L109 250H111L112 248H114L113 246H115L116 244H118V242L119 241H117L118 240V237H119V235H121L122 233L120 232V230H119V232H120V234L117 232V228L116 227H114L115 226V219H110L111 218V215H110V217L109 218H107L108 220H106V218L105 219H103V215H102V221L101 220H99V219H101V218H99V216H101V214H103L105 211H103V208H93ZM127 207V206H126ZM161 207V206H160ZM175 207V206H174ZM65 208V207H64ZM69 208V207H68ZM72 208V207H71ZM104 208H106V207H104ZM134 208V207H133ZM156 208V207H155ZM165 208V207H164ZM74 209V208H73ZM151 209V208H150ZM157 209V208H156ZM166 209V208H165ZM218 209V208H217ZM6 210V209H5ZM16 210V209H15ZM110 210H113L112 208L111 209H108V211H107V213H109V214H111L112 212L110 211ZM130 210H131V208H130ZM133 210V209H132ZM154 210V209H153ZM158 210V209H157ZM169 210V209H168ZM167 210V211H168ZM216 210V209H215ZM214 210V211H215ZM68 211H70V209L68 210ZM67 211V212H68ZM120 211V210H119ZM129 211V210H128ZM180 211V210H179ZM178 211V212H179ZM198 211V210H197ZM61 212V211H60ZM64 212V211H63ZM67 212H65V214L67 213ZM71 212L72 211H70L69 213L71 214ZM113 212H114V210H113ZM131 212V211H130ZM130 212H128V214L130 213ZM137 212V211H136ZM161 212V211H160ZM177 212V211H176ZM177 212V213H178ZM221 212V211H220ZM14 213V212H13ZM69 213H68V215H69ZM85 213V212H84ZM106 213V212H105ZM144 213V212H143ZM159 213V212H158ZM163 213V212H162ZM60 214H62V213H60ZM126 214V213H125ZM133 214H134V212H133ZM133 214H131V215H133ZM154 214V213H153ZM152 214V215H153ZM167 214V213H166ZM175 214V213H174ZM181 214V213H180ZM67 215V216H68ZM130 215V214H129ZM139 215V214H138ZM177 215V214H176ZM198 215V214H197ZM221 215V214H220ZM33 216V215H32ZM60 216V215H59ZM66 216V215H65ZM158 216V215H157ZM7 217H8V215H7ZM63 217H64V214H63ZM105 217H106V215H105ZM220 216H218L217 217V220H220L221 218H222V216H221V218L220 219H218ZM223 217H225V216H223ZM11 218V217H10ZM64 218H67V217H64ZM63 218V219H64ZM113 218V217H112ZM115 218V217H114ZM119 218V217H118ZM121 218V217H120ZM127 218V217H126ZM137 218H139L138 216H137ZM168 218H169V216H168ZM178 218V217H177ZM200 218V217H199ZM61 219V218H60ZM84 219V218H83ZM117 219V218H116ZM124 219V218H123ZM161 219V218H160ZM173 219V218H172ZM175 219V218H174ZM174 219H173V223H174ZM205 219V218H204ZM224 219V218H223ZM66 220V219H65ZM104 220V221H103ZM157 220V219H156ZM192 220V219H191ZM203 220V219H202ZM21 221V220H20ZM71 221V220H70ZM99 221L102 223V225L103 226H101V227H99V226H97V224L99 223ZM120 221V220H119ZM149 221V220H148ZM161 221V220H160ZM172 221V220H171ZM179 221V220H178ZM214 221H216V219L214 220ZM213 221V222H214ZM58 222V221H57ZM60 222V221H59ZM121 222H122V220H121ZM124 222V221H123ZM130 222V221H129ZM133 222V221H132ZM155 222V221H154ZM163 222V221H162ZM168 222V221H167ZM187 222V221H186ZM198 222V221H197ZM221 222L223 223V220H221L220 221V223H217L218 225L219 224H221ZM83 223H84V220H83ZM82 223V224H83ZM153 223V222H152ZM151 223V224H152ZM172 223V224H173ZM178 223V222H177ZM183 223V222H182ZM59 224H58V226L57 227H59ZM131 224V223H130ZM134 224H136V223H133V225ZM155 224V223H154ZM161 224V223H160ZM171 223H169V225H170ZM184 224V223H183ZM187 224V223H186ZM216 223H214V225H215ZM47 225V224H46ZM52 225H54V224H52ZM99 225V224H98ZM127 225H128V223H127ZM139 225V224H138ZM213 224H212V226L213 227H215ZM223 225V224H222ZM51 226V225H50ZM116 226H118L117 224H116ZM126 226V225H125ZM140 226V225H139ZM153 226V225H152ZM177 226V225H176ZM179 226V225H178ZM177 226V227H178ZM193 226V225H192ZM53 227V226H52ZM55 227V226H54ZM56 227V228H57ZM127 227V230L130 228V230H132L131 228H132V224H131V226L129 225V226H126ZM134 227H135V225H134ZM134 227H133V229H134ZM138 227V226H137ZM164 227H165V225H164ZM166 227H167V225H166ZM220 227V226H219ZM223 227V226H222ZM221 227V228H222ZM136 228V227H135ZM146 228V227H145ZM160 228V227H159ZM184 228V227H183ZM203 228V227H202ZM205 228V227H204ZM210 228H211V225H210ZM216 228H217V226H216ZM12 229V228H11ZM110 229H111V231H110ZM138 229V228H137ZM141 229H144V228H141ZM140 229V230H141ZM148 229V228H147ZM155 229H156V227H155ZM170 229H172V227L170 228ZM180 229V228H179ZM178 229V230H179ZM212 229V228H211ZM215 229V228H214ZM7 230V229H6ZM57 230V229H56ZM109 232H108V231ZM126 230V231H127ZM129 230V231H130ZM135 230V229H134ZM140 230H138V231H140ZM165 230V229H164ZM173 230V229H172ZM196 230V229H195ZM198 230V229H197ZM209 230V229H208ZM53 231L55 232V230H54V228H53ZM122 231V230H121ZM126 231L124 232V235H125V233H126ZM133 231V230H132ZM137 231V230H136ZM135 231V232H136ZM153 231V230H152ZM171 231V230H170ZM174 231H176V228L174 229ZM173 231V232H174ZM211 231V230H210ZM51 232H52V230H51ZM108 232V233H107ZM128 232V231H127ZM142 232H143V230H142ZM172 232V233H173ZM177 232V231H176ZM182 232V231H181ZM13 233V232H12ZM56 233H57V231H56ZM102 233V234H101ZM130 233H133V232H130ZM139 233V232H138ZM147 233V232H146ZM153 233V232H152ZM206 233V232H205ZM208 233V232H207ZM58 234V233H57ZM134 234H136V233H134ZM140 234V233H139ZM163 234V233H162ZM199 234V233H198ZM215 234H216V232H215ZM56 235V234H55ZM151 235V234H150ZM164 235V234H163ZM175 235V234H174ZM58 236V235H57ZM123 236V235H122ZM126 236H128V235H126ZM125 236V237H126ZM129 236L131 237L132 236V234L130 235L129 234ZM147 236V235H146ZM149 236V235H148ZM201 236V235H200ZM220 236V235H219ZM231 236V235H230ZM51 237H52V235H51ZM99 238L97 241H96V238ZM121 237V236H120ZM119 237V238H120ZM124 237V236H123ZM123 237H121V238H123ZM153 237H156V236H153ZM166 237H168V236H166ZM175 237H176V235H175ZM177 237H179V236H177ZM59 238V237H58ZM128 238V237H127ZM149 238V237H148ZM157 238V237H156ZM159 238H161V237H159ZM1 239V238H0ZM124 239H126V238H123L122 239V241L124 240ZM166 239V238H165ZM169 239V238H168ZM176 239V238H175ZM178 239V238H177ZM191 239V238H190ZM223 239V238H222ZM148 240V239H147ZM146 240V241H147ZM153 240V239H152ZM201 240V239H200ZM3 241V240H2ZM125 241V240H124ZM134 241V240H133ZM170 241H171V238H170ZM180 241H182L183 242V240H181V238H180ZM179 241V242H180ZM4 242V241H3ZM168 242V241H167ZM186 242V241H185ZM5 243V242H4ZM125 243L126 242H124L123 244L125 245ZM1 244V243H0ZM122 244V245H123ZM137 244V243H136ZM142 244V243H141ZM215 244V243H214ZM59 245V244H58ZM129 245H130V243H129ZM148 245V244H147ZM170 245V244H169ZM201 245V244H200ZM10 246V245H9ZM57 246V245H56ZM139 246V245H138ZM146 246V245H145ZM153 246V245H152ZM166 246V245H165ZM202 246V245H201ZM217 246H218V244H217ZM79 247H81V249H78V251L80 250V252L79 253H75V251H77L76 249L77 248H79ZM112 247V248H111ZM115 247H120V246H115ZM122 247V246H121ZM126 246H124V247H122V249H120V250H124V249H126L125 248ZM223 247V246H222ZM5 248V247H4ZM111 248V249H110ZM137 248V247H136ZM172 248V247H171ZM194 248V247H193ZM198 248V247H197ZM2 249H3V247H2ZM8 249V248H7ZM56 249V248H55ZM128 249H129V247H128ZM138 249V248H137ZM141 249H143V247L141 248ZM153 249V248H152ZM151 249V250H152ZM203 249V248H202ZM212 249V248H211ZM160 250V249H159ZM58 251V250H57ZM113 251V250H112ZM115 251H116V249H115ZM125 251V250H124ZM139 251V250H138ZM143 251V250H142ZM141 251V252H142ZM52 251H50V253H51ZM59 252V251H58ZM58 252L56 253L57 255H58V257H59V254H58ZM60 252V253H61ZM152 252V251H151ZM158 252V251H157ZM196 252V251H195ZM49 253V252H48ZM122 253H124L123 251H122ZM140 253V252H139ZM138 253V254H139ZM193 253V252H192ZM198 253V252H197ZM54 254V253H53ZM154 254V253H153ZM158 254V253H157ZM50 255V254H49ZM99 255H97V257L99 256ZM142 255V254H141ZM167 255V254H166ZM180 254H178V256H179ZM186 255V254H185ZM199 255V254H198ZM61 256V255H60ZM120 256H121V253H120ZM204 256V255H203ZM46 257V256H45ZM57 257V256H56ZM57 257V258H58ZM77 257V256H76ZM94 257H96V255L94 256ZM216 257V256H215ZM55 258V257H54ZM127 258V257H126ZM152 258V257H151ZM161 258V257H160ZM56 259V258H55ZM90 259H91V261L93 260L92 259V257H90ZM132 259V258H131ZM137 259V258H136ZM149 259V258H148ZM159 259V258H158ZM167 259V258H166ZM185 259V258H184ZM187 259V258H186ZM197 259V257L194 259V260H196ZM201 259V258H200ZM57 260V259H56ZM64 260V259H63ZM62 260V261H63ZM78 260V259H77ZM77 260H76V262H77ZM89 260V259H88ZM125 260V259H124ZM132 260H134V259H132ZM145 260H146V258H145ZM152 260V259H151ZM151 260H149V261H151ZM155 260V259H154ZM7 261V260H6ZM79 261H78V263H79ZM95 261V260H94ZM94 261H93V263H94ZM97 262H98V260H96ZM117 261V260H116ZM187 261V260H186ZM203 261V260H202ZM54 262H56L55 260H54ZM57 262L58 263H60L61 262V257L59 258V260H57ZM56 262V263H57ZM90 262V261H89ZM113 262V261H112ZM132 262V261H131ZM135 262V261H134ZM177 262V261H176ZM209 262V261H208ZM6 263V262H5ZM56 263H54V264H56ZM57 263V264H58ZM63 263V262H62ZM67 263V262H66ZM65 263V264H66ZM82 263H79V264H82ZM99 263V262H98ZM120 263V262H119ZM142 263V262H141ZM157 263V262H156ZM166 263V262H165ZM164 263V264H165ZM189 263V262H188ZM206 263V262H205ZM69 264V263H68ZM87 264V263H86ZM91 264V263H90ZM95 264H97V263H95ZM112 264V263H111ZM114 264V263H113ZM121 264V263H120ZM148 264V263H147ZM162 264H163V262H162ZM198 264V263H197Z\"/></svg>","mask_w":264,"mask_h":264}]
</instances>
